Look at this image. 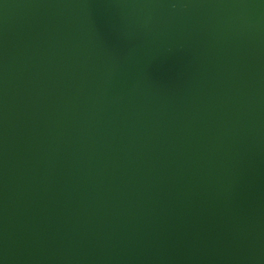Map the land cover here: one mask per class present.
Instances as JSON below:
<instances>
[{
  "label": "water",
  "instance_id": "water-1",
  "mask_svg": "<svg viewBox=\"0 0 264 264\" xmlns=\"http://www.w3.org/2000/svg\"><path fill=\"white\" fill-rule=\"evenodd\" d=\"M0 264H264V0H0Z\"/></svg>",
  "mask_w": 264,
  "mask_h": 264
}]
</instances>
